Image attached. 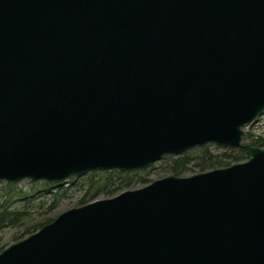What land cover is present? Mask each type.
Listing matches in <instances>:
<instances>
[{
	"label": "water",
	"instance_id": "95a60500",
	"mask_svg": "<svg viewBox=\"0 0 264 264\" xmlns=\"http://www.w3.org/2000/svg\"><path fill=\"white\" fill-rule=\"evenodd\" d=\"M264 0H0V181L248 160L61 213L0 264H264Z\"/></svg>",
	"mask_w": 264,
	"mask_h": 264
},
{
	"label": "rangeland",
	"instance_id": "374dc122",
	"mask_svg": "<svg viewBox=\"0 0 264 264\" xmlns=\"http://www.w3.org/2000/svg\"><path fill=\"white\" fill-rule=\"evenodd\" d=\"M242 130L245 136V138L244 136L242 137V144L252 145L251 143H249L250 140H253L252 137L255 138L260 137V139L264 140V114L258 118V121L256 123L250 126H246ZM202 148H206L209 151V153H211L212 155H221L226 150L228 151L236 150V149L218 148L215 145H207ZM192 150H189L187 152H190ZM237 151L243 152V155L246 157L244 161H241L239 163H243L248 160V155L246 154L245 151L242 150H237ZM175 157L176 156H169V155L164 156L160 162H156L151 167L142 171H136L140 173L141 176H139L136 179H132L131 186H129L127 189H124L122 192L140 189L144 186H147L148 184H150L155 180L171 175L168 173V171H166V166L169 163V161H171ZM234 164H238V163H232L228 166L214 168V169L227 168ZM90 173H94V172H90ZM123 173H134V172H123ZM198 173H199L198 171L193 169L189 173L180 177H189ZM88 174L80 177V178L84 177L83 180L81 181L82 183L88 184L90 182L87 179V177L89 176ZM80 178H70L64 184L61 185H52L40 181L30 182L28 180H23L19 183L12 184V186L16 189V191L20 193V197L18 198L17 196L14 198V194L17 193L16 191L15 193L10 192V190L6 188V185L8 183L4 181H0V206L4 205V203L6 202L7 204L10 202L9 204L11 205L9 206V209L13 211L24 212L27 215V218L22 222H20L18 225L7 226L6 228L0 231V252L5 248H7L8 246H10L11 244H14L34 234L39 230L37 228L39 227L41 228L44 225L49 224L61 213L73 208L84 206V205H79V201L82 199V196L84 194L83 189H87L88 185L85 186L86 188H83L81 184L73 183L74 182L73 179L76 180ZM142 178H144L145 181ZM139 179H142L143 182L139 183L138 182ZM93 181L94 182L90 183L92 185V188L88 189L89 197H92L91 199H89L90 202L113 198L120 194V193H117L116 195L107 194L108 192L106 191H108L107 189L109 188H104V190H102L103 187H97L98 184H96L93 187L96 180ZM69 184H72V186ZM57 187H61V188L63 187V190H60V192L57 193L56 192ZM8 198H13V199L11 201L10 200L8 201L7 200ZM51 204H52L51 208H48ZM27 230L30 232H28V234H25Z\"/></svg>",
	"mask_w": 264,
	"mask_h": 264
},
{
	"label": "trees",
	"instance_id": "16d2710c",
	"mask_svg": "<svg viewBox=\"0 0 264 264\" xmlns=\"http://www.w3.org/2000/svg\"><path fill=\"white\" fill-rule=\"evenodd\" d=\"M252 139L253 140H250L249 143H251L255 147L264 148L263 139H260V137L259 138L252 137ZM245 159L246 157L243 155V152L237 150H229V151L226 150L221 155H212L211 153H209V151L206 148H198L190 152L181 154L175 157L174 159H172L171 161H169V163L166 166V171H168V173L173 176L180 177L189 173L193 169H195L199 173H202L214 168L228 166L232 163H239L241 161H244ZM88 175H87L88 176L87 179L90 181L88 184L81 182L84 177L76 180L73 179L74 180L73 183L81 184L83 188H86L85 186L88 185L87 189H83L84 194L82 196V199L79 201V205H85L90 202L89 199H91L92 197H89L88 189L92 188V185L90 183L94 182L93 180H96L93 187L96 184H98L97 187H103L102 190H104V188H109L107 189L108 191H106L108 192L107 194L116 195L117 193H121L124 189H127L129 186H131L132 179H136L139 176H141L140 173L138 172L119 173L117 171L94 172ZM142 179L144 180V178ZM142 179H139L138 182L139 183L143 182ZM69 185L72 186V184ZM6 188L10 190V192L15 193L16 191V189L9 184L6 185ZM60 190H63V187L62 188L57 187L56 192L58 193L60 192ZM16 196L17 198L20 197V193L19 192L15 193L14 198ZM12 199L13 198H8L7 200L11 201ZM9 203L7 204L6 202L4 203V205L0 206V231L6 228L7 226H16L27 218L26 213L20 211H13L9 209V206L11 205ZM52 204L48 208H51ZM37 229H40V227ZM28 232L30 231L27 230L25 234H28Z\"/></svg>",
	"mask_w": 264,
	"mask_h": 264
}]
</instances>
